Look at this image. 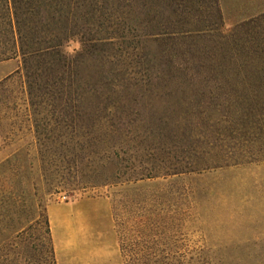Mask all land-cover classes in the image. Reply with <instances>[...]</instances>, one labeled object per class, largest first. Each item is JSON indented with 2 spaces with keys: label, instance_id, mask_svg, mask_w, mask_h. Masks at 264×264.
<instances>
[{
  "label": "rangeland",
  "instance_id": "374dc122",
  "mask_svg": "<svg viewBox=\"0 0 264 264\" xmlns=\"http://www.w3.org/2000/svg\"><path fill=\"white\" fill-rule=\"evenodd\" d=\"M218 6L138 0L0 61L10 264H264V13Z\"/></svg>",
  "mask_w": 264,
  "mask_h": 264
},
{
  "label": "trees",
  "instance_id": "16d2710c",
  "mask_svg": "<svg viewBox=\"0 0 264 264\" xmlns=\"http://www.w3.org/2000/svg\"><path fill=\"white\" fill-rule=\"evenodd\" d=\"M137 1L0 0V61L21 56L26 66L36 57L51 66L53 56L59 58L63 43L70 36L80 35L83 42H95L94 21ZM262 19L256 16L243 21L233 31L250 32ZM0 264H10V260L0 255Z\"/></svg>",
  "mask_w": 264,
  "mask_h": 264
},
{
  "label": "crops",
  "instance_id": "0c3cea01",
  "mask_svg": "<svg viewBox=\"0 0 264 264\" xmlns=\"http://www.w3.org/2000/svg\"><path fill=\"white\" fill-rule=\"evenodd\" d=\"M221 15L228 24L254 18L264 13V0H217Z\"/></svg>",
  "mask_w": 264,
  "mask_h": 264
}]
</instances>
